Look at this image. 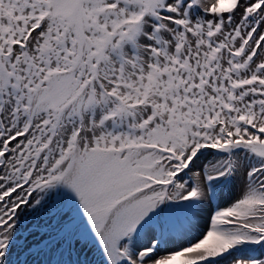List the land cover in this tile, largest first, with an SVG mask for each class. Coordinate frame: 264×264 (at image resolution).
I'll return each instance as SVG.
<instances>
[{
    "label": "snow or ice",
    "instance_id": "6c2138e0",
    "mask_svg": "<svg viewBox=\"0 0 264 264\" xmlns=\"http://www.w3.org/2000/svg\"><path fill=\"white\" fill-rule=\"evenodd\" d=\"M0 264H264V0H0Z\"/></svg>",
    "mask_w": 264,
    "mask_h": 264
},
{
    "label": "rangeland",
    "instance_id": "374dc122",
    "mask_svg": "<svg viewBox=\"0 0 264 264\" xmlns=\"http://www.w3.org/2000/svg\"><path fill=\"white\" fill-rule=\"evenodd\" d=\"M34 219V218H33ZM43 221H41V223H42ZM37 231H39V232H43V229H40V230H37ZM38 238V236H36L35 237V239H37ZM29 241H33V237H29Z\"/></svg>",
    "mask_w": 264,
    "mask_h": 264
}]
</instances>
